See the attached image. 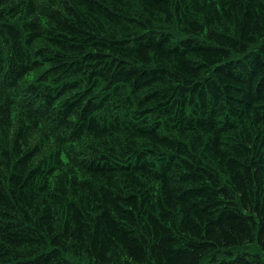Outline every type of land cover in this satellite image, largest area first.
Segmentation results:
<instances>
[{"label":"trees","instance_id":"obj_1","mask_svg":"<svg viewBox=\"0 0 264 264\" xmlns=\"http://www.w3.org/2000/svg\"><path fill=\"white\" fill-rule=\"evenodd\" d=\"M205 262L264 264V0H0V264Z\"/></svg>","mask_w":264,"mask_h":264},{"label":"rangeland","instance_id":"obj_2","mask_svg":"<svg viewBox=\"0 0 264 264\" xmlns=\"http://www.w3.org/2000/svg\"><path fill=\"white\" fill-rule=\"evenodd\" d=\"M203 264H207V263L205 262V263H203Z\"/></svg>","mask_w":264,"mask_h":264},{"label":"bare ground","instance_id":"obj_3","mask_svg":"<svg viewBox=\"0 0 264 264\" xmlns=\"http://www.w3.org/2000/svg\"><path fill=\"white\" fill-rule=\"evenodd\" d=\"M33 155V154H32Z\"/></svg>","mask_w":264,"mask_h":264}]
</instances>
